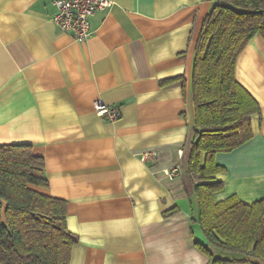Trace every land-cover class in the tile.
I'll use <instances>...</instances> for the list:
<instances>
[{
    "label": "crops",
    "instance_id": "0c3cea01",
    "mask_svg": "<svg viewBox=\"0 0 264 264\" xmlns=\"http://www.w3.org/2000/svg\"><path fill=\"white\" fill-rule=\"evenodd\" d=\"M111 1L80 42L52 20V0H0V144H29L44 158L49 185L34 188L68 203V229L78 235L71 264H264L208 242L187 170L196 42L216 0ZM236 76L261 112L252 115V138L216 154L225 170L214 199L252 203L264 197L260 34ZM99 98L121 118L98 115ZM144 151L156 154L142 160Z\"/></svg>",
    "mask_w": 264,
    "mask_h": 264
},
{
    "label": "trees",
    "instance_id": "16d2710c",
    "mask_svg": "<svg viewBox=\"0 0 264 264\" xmlns=\"http://www.w3.org/2000/svg\"><path fill=\"white\" fill-rule=\"evenodd\" d=\"M256 34L264 38V0H216L206 15L191 78L195 124L187 170L208 242L264 260V197L252 203L236 194L214 199L224 187L216 174L225 170L216 154L252 138V115L261 112L236 76L238 58ZM48 185L44 158L31 145L0 144V264H71L78 235L68 229L67 201L34 188ZM194 243L212 255L208 245Z\"/></svg>",
    "mask_w": 264,
    "mask_h": 264
},
{
    "label": "built area",
    "instance_id": "2783aa9c",
    "mask_svg": "<svg viewBox=\"0 0 264 264\" xmlns=\"http://www.w3.org/2000/svg\"><path fill=\"white\" fill-rule=\"evenodd\" d=\"M56 12L52 17L54 23L62 30L71 32L77 41L85 42L92 35L91 17L98 10H108L111 0H52ZM98 115L110 121L121 118L122 112L118 106L110 105L99 98L94 102ZM155 151L140 153L142 160H147L155 155ZM170 177L177 173V168L166 169Z\"/></svg>",
    "mask_w": 264,
    "mask_h": 264
}]
</instances>
